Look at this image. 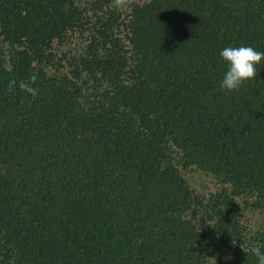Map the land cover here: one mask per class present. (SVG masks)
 <instances>
[{"label": "trees", "instance_id": "16d2710c", "mask_svg": "<svg viewBox=\"0 0 264 264\" xmlns=\"http://www.w3.org/2000/svg\"><path fill=\"white\" fill-rule=\"evenodd\" d=\"M239 46L264 52V0H0V264H256L264 60L221 91Z\"/></svg>", "mask_w": 264, "mask_h": 264}, {"label": "clouds", "instance_id": "9594fccd", "mask_svg": "<svg viewBox=\"0 0 264 264\" xmlns=\"http://www.w3.org/2000/svg\"><path fill=\"white\" fill-rule=\"evenodd\" d=\"M134 0H112V7L117 11H131ZM220 57L227 65V70L220 82L221 91L232 92L239 90L242 85L254 81L257 77V65L264 60V52L257 51L251 46L225 47ZM37 76L33 74L27 81L12 79L7 84V92L13 93L18 87L33 99L39 94L34 87ZM256 257V264H264V251L260 247L252 249Z\"/></svg>", "mask_w": 264, "mask_h": 264}, {"label": "rangeland", "instance_id": "374dc122", "mask_svg": "<svg viewBox=\"0 0 264 264\" xmlns=\"http://www.w3.org/2000/svg\"><path fill=\"white\" fill-rule=\"evenodd\" d=\"M180 172L189 188L198 195H205L216 187L215 179L209 173L194 167L180 168ZM240 219L247 227H256L264 221V215L249 208L240 210Z\"/></svg>", "mask_w": 264, "mask_h": 264}]
</instances>
